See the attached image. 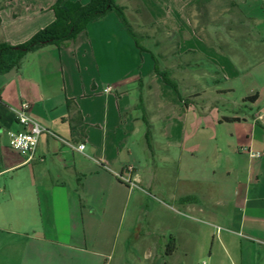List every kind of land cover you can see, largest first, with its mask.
<instances>
[{
  "label": "crops",
  "instance_id": "0c3cea01",
  "mask_svg": "<svg viewBox=\"0 0 264 264\" xmlns=\"http://www.w3.org/2000/svg\"><path fill=\"white\" fill-rule=\"evenodd\" d=\"M197 1L117 0L144 50L111 13L0 74V264H110L128 202L124 241L150 264H190L204 224L202 264H264V0ZM57 2L0 0V44L52 24ZM24 102L48 131L28 163L7 135Z\"/></svg>",
  "mask_w": 264,
  "mask_h": 264
},
{
  "label": "trees",
  "instance_id": "16d2710c",
  "mask_svg": "<svg viewBox=\"0 0 264 264\" xmlns=\"http://www.w3.org/2000/svg\"><path fill=\"white\" fill-rule=\"evenodd\" d=\"M116 1L90 0L87 5H81L79 3L58 0L52 7L55 17L52 24L38 31L24 44L18 46H10L4 43L0 44V74L13 68H18L27 54L35 52L42 47L48 45L61 47L74 41L90 23L99 21L111 13L115 14L118 20L124 25L127 33L133 38L139 49L144 50L140 46V41L136 33L132 30L125 17L124 8L118 6ZM206 1L198 0L193 6L194 9L196 8L198 11ZM191 11L192 7L188 9L189 14ZM195 32L198 34V30H195ZM154 61L156 63L155 59ZM155 72L166 85L176 90L175 84L169 79L168 75L158 70L157 63Z\"/></svg>",
  "mask_w": 264,
  "mask_h": 264
},
{
  "label": "rangeland",
  "instance_id": "374dc122",
  "mask_svg": "<svg viewBox=\"0 0 264 264\" xmlns=\"http://www.w3.org/2000/svg\"><path fill=\"white\" fill-rule=\"evenodd\" d=\"M219 4L218 1H213L208 7V18L209 20H219L220 18L218 17L219 13ZM128 13H125L126 18L128 19L129 25L132 28V30L136 33L137 38L142 44H145V40L142 34V30H140L134 23L133 21L129 18ZM211 18V19H210ZM145 23L144 20L141 21V24ZM146 29V28H145ZM130 208L131 204L128 202V204L125 206L123 214L119 213L118 219L115 220L114 223V230L112 232L111 240L108 244L107 251L108 254L110 255V264H150L148 258L143 256V249L138 250L136 246H130L126 244L124 241V236H125V227H126V222L127 219L130 217ZM175 214V213H174ZM120 215L122 216V224H120ZM176 215V214H175ZM174 215V216H175ZM179 219H184L180 215H176ZM204 228L208 229L207 234H205L204 240H203V253L205 250H207L208 246L210 245L211 237H210V229L206 227V225H203ZM198 253V256H194L190 260V264H202L203 261L206 259L204 256L201 254L203 253ZM133 258V259H132Z\"/></svg>",
  "mask_w": 264,
  "mask_h": 264
},
{
  "label": "built area",
  "instance_id": "2783aa9c",
  "mask_svg": "<svg viewBox=\"0 0 264 264\" xmlns=\"http://www.w3.org/2000/svg\"><path fill=\"white\" fill-rule=\"evenodd\" d=\"M109 88L106 89V92ZM30 105L26 102L22 103L20 108L15 111V120L18 126L16 131H9L7 133L9 140V147L11 150L17 152L26 162H32L37 154L40 137L48 131L35 122L29 115ZM70 146L69 144L63 142ZM72 149L82 152L84 149L83 144H79L76 147L70 146ZM132 172V168L128 167L124 172L117 174V178L127 184L129 187H135L131 181L129 174Z\"/></svg>",
  "mask_w": 264,
  "mask_h": 264
}]
</instances>
